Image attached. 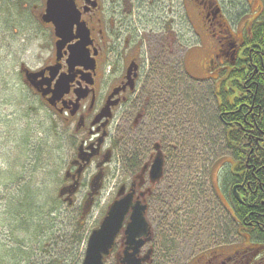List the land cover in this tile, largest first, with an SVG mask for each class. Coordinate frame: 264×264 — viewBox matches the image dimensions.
Here are the masks:
<instances>
[{"label": "flooded vegetation", "instance_id": "af4514ba", "mask_svg": "<svg viewBox=\"0 0 264 264\" xmlns=\"http://www.w3.org/2000/svg\"><path fill=\"white\" fill-rule=\"evenodd\" d=\"M10 1L11 4L0 0V17L6 11L16 10L17 28L31 29L34 38L41 41L45 31L49 32L50 55L44 56V42L40 43L37 47L41 52L34 60V66L20 59L19 71L24 83L22 85L42 105L54 112L74 138L71 156L59 185V194L62 193L60 200L68 208L79 213L80 225H84L89 217L115 165V125L118 122L120 126L127 118V113L135 111L131 128L134 129L137 144L136 173L127 180L128 185L119 186L113 201L132 195L133 204L140 202L145 206V219L149 223L151 239L139 248L135 258L148 257L142 264H152L155 250L148 212L157 204L160 188L164 187L166 191L172 189V183L163 185V182L168 175L170 150L173 147L171 120L174 112L159 101L164 96V89L159 82L153 85L150 96L145 95L148 81L144 78V54L141 45L136 42L129 44L130 40L122 24L127 17L126 13L121 7L107 3L106 0H66L72 4L71 10L77 17V23L72 26L67 41L58 50L57 43L61 41L59 32H56L52 21L47 19V3L50 0ZM161 1L167 6L168 15H172V9L168 10V7L173 0ZM179 2L182 5L188 4L185 12L197 37L201 39L197 32L199 29L194 24L195 18L199 21L200 31L209 39L211 56L203 63L202 70L200 66L201 74L194 80L200 85L210 84L216 107L214 120L222 133L236 130L241 135L238 145L245 154V159L240 161V167L244 169L240 172L235 168L239 161L230 158L232 171L237 173L234 175L238 178L229 185L228 198L231 200L233 197L236 202L233 200L232 205H229L226 201L227 207L224 208L232 225L230 236H224L229 237L227 240L234 236L240 238L242 247L226 242L222 244L223 247L209 252L201 250L197 254H203L192 257L190 264H264V198L260 193L264 194V164L261 166L262 174L253 165L255 160L258 163L264 160V157L255 156L256 151L264 150V130L261 129L264 103L262 105L259 92L264 82V0ZM9 13L13 16L12 12ZM78 24L88 31L87 43L82 57L71 60L70 49L81 42ZM200 46L202 48L203 45ZM20 50L23 55L26 49L21 46ZM115 90L117 93L112 96ZM222 92L225 96H220ZM222 101L225 104H221ZM165 112L166 115L173 114L163 117ZM257 132L262 135L257 137ZM225 145L229 151L235 149L234 144ZM228 145L232 148H228ZM150 146L152 152L145 158ZM157 153L163 155V175L158 183L153 184L150 181V170ZM124 168L128 170L125 164ZM97 176L99 181L94 180ZM121 189L123 191L119 197ZM92 191H95L94 195L89 197ZM260 197L262 200L258 206L257 200ZM87 201L91 205L89 212L84 215ZM235 204L246 206L241 220L237 216ZM130 215L131 210L105 260L114 259L116 264H125L123 261L126 255L133 253V250H127L125 234Z\"/></svg>", "mask_w": 264, "mask_h": 264}, {"label": "rangeland", "instance_id": "374dc122", "mask_svg": "<svg viewBox=\"0 0 264 264\" xmlns=\"http://www.w3.org/2000/svg\"><path fill=\"white\" fill-rule=\"evenodd\" d=\"M106 1L126 13L122 24L129 44L141 45L146 64L144 78L148 81L145 95L153 91L156 81L167 79L180 92L186 91L188 83L193 84L188 86L193 101L190 125L182 110H177L176 124H172V132L176 133L173 142L180 147L171 152L163 182L172 183V189L160 188L158 202L148 212L155 250L152 264H190L195 255L221 248L226 242L242 247L240 238L227 240L229 237L224 236H230L232 225L224 210L227 195L223 183L228 166L223 163L231 161L222 130L214 120L216 107L212 94L207 92L211 86L193 82L182 72L184 62L191 79L201 74L200 66L202 70L211 56L209 39L200 31L196 18L193 20L201 39L192 32L180 0H173L168 7L172 15H168L161 0ZM16 14V10H9L0 17V264H81L88 235L106 215L119 186L127 184L136 173L135 168L125 169L122 162L126 154L136 150L131 128L136 114L129 111L124 123L115 125V165L81 225L83 239L77 245L72 235L80 215L58 196L74 138L52 110L22 85L19 71L20 59L34 66L41 52L40 43L44 42V56L50 55L49 32L45 31L42 41L34 38L31 29L17 28ZM21 46L26 49L23 55ZM161 98L166 107L174 106L172 96ZM171 114L165 112L163 117ZM196 136L205 143L198 144ZM148 149L145 158L152 146ZM104 264L116 263L107 259Z\"/></svg>", "mask_w": 264, "mask_h": 264}, {"label": "water", "instance_id": "95a60500", "mask_svg": "<svg viewBox=\"0 0 264 264\" xmlns=\"http://www.w3.org/2000/svg\"><path fill=\"white\" fill-rule=\"evenodd\" d=\"M72 4L69 1H54L50 0L47 3V19L52 21L55 26L56 32H59L61 41L58 42V50L61 44L67 41V37L72 32V26L77 23V17L71 10ZM71 11V12H70ZM74 18L72 21L71 19ZM77 31L79 32V38L81 42L78 45L70 49V59H80L83 55V48L85 46L88 31L78 24ZM59 85V87H62ZM117 91H113L114 96ZM163 169V156L157 153L150 170V181L153 184L159 182L162 177ZM94 180L99 181V176L95 177ZM93 186V184H92ZM123 189L118 193V196L122 194ZM95 191L89 194V197L94 195ZM62 196V193L60 194ZM91 203L87 201L84 209V214L90 208ZM145 206L141 205L140 202L132 203V195H128L123 199L116 200L109 207L107 215L99 225V227L93 230L88 237L84 258L81 264H104V257L109 255V252L114 244V241L119 234L126 215L131 210L130 221L127 224L126 244L127 250H133V253L126 255L123 263L125 264H142L146 259H136V254L144 243L150 241L149 225L145 220ZM143 238L144 240L138 241Z\"/></svg>", "mask_w": 264, "mask_h": 264}, {"label": "trees", "instance_id": "16d2710c", "mask_svg": "<svg viewBox=\"0 0 264 264\" xmlns=\"http://www.w3.org/2000/svg\"><path fill=\"white\" fill-rule=\"evenodd\" d=\"M185 71V68L183 67L182 65V72H183V75H185V77H188V79H190V77L187 75L186 71ZM191 80V79H190ZM161 84L162 88L164 89L163 90V95L164 96H168L169 98L172 96L173 98V105L174 106H168L169 109L172 108V111L174 112V116L171 120V123L172 124H176V121H177V115L175 114V112L177 110H182L185 112V121L189 122L188 125H190L191 123V118L189 115H191V106L192 104H190L192 101V99H190V96H189V92H188V86L190 85H193V84H187L188 86H186V91L185 92H180L179 89H176V85H172L170 84L169 80H162V81H157ZM156 84V82H155ZM209 94L212 93V89L210 88L208 91H207ZM259 92H260V97H261V100H262V105L264 103V82L261 83V86L259 87ZM191 93V91H190ZM152 94V92H151ZM150 96V94H149ZM220 96H225L224 92H222L220 94ZM201 97V96H200ZM203 98V97H202ZM169 100V99H168ZM194 103H196L194 101ZM221 104H225V101H222ZM191 117L193 118V116L191 115ZM262 118V117H261ZM264 118L261 119L262 121V125H261V129L264 130ZM187 128V126H186ZM229 129V128H228ZM261 130V131H263ZM172 131H173V128H172ZM236 130H232V131H225L222 136L223 138H225V133H226V138L224 140L225 143H228V144H234L235 145V149H233L230 145H228L229 147L228 148H232L230 150V152L232 153V155H230V158L235 160L236 162H238L236 165L237 167H235L237 169V172H240L241 170H243L244 168L243 167H240V165H242V162L240 161H243L241 159H245V154H244V151L239 147L238 143H239V139H240V134L239 133H236L235 132ZM176 133L172 132V149L170 150V155H171V152L173 154V151L177 148H179L180 146L175 144L173 141V136H175ZM262 135V133L260 132H257L256 133V136L257 137H260ZM183 139H185L184 136H182ZM264 137V136H263ZM188 138V136H186V139ZM206 139V138H205ZM196 141L198 142V144H203L205 143V141L202 140V138L200 136H196ZM184 142V141H183ZM185 144H189L186 142H184V145ZM135 145H136V142H135ZM176 145V146H175ZM175 147V148H174ZM191 148V147H190ZM263 149H264V146H263ZM136 151V150H135ZM135 151L134 152H129L128 154H126V158L123 160L125 166L127 168H130V169H134L136 167V157H135ZM255 156H258V157H264V150H261V151H256L255 152ZM251 163V162H250ZM264 164V160L263 162L261 163H258L257 160H255V162L253 161V165L258 169H260V173L262 174V171H261V166ZM228 166L227 167V172L225 174V177H224V183H223V186H224V191H225V194L227 195V202L229 203V205L233 202V197L231 200H229L228 198V188H229V185L231 184V182L235 181L238 176L234 175V174H237L235 172H233L232 170V164L231 162H225L223 163V166ZM240 167V168H239ZM222 168V167H221ZM262 181V180H261ZM220 187V186H219ZM218 189H221V188H218ZM260 192V191H259ZM264 198V194L262 192H260ZM260 193H257V194H260ZM261 196V195H260ZM262 200V197L258 198L257 200V205L260 206V202ZM234 202H236L234 200ZM236 205V211H237V216L239 217V219H243V215H245V210H246V206H241L239 204H235ZM78 225L76 226V228L73 230V235H72V242L76 243L77 245H79L81 242H82V239H83V235H82V226L80 225V223L78 222L77 223Z\"/></svg>", "mask_w": 264, "mask_h": 264}, {"label": "bare ground", "instance_id": "6f19581e", "mask_svg": "<svg viewBox=\"0 0 264 264\" xmlns=\"http://www.w3.org/2000/svg\"><path fill=\"white\" fill-rule=\"evenodd\" d=\"M185 72V71H184ZM86 245V244H85Z\"/></svg>", "mask_w": 264, "mask_h": 264}]
</instances>
